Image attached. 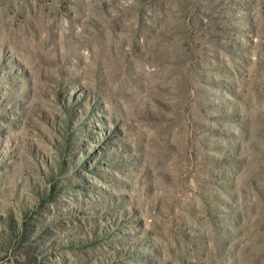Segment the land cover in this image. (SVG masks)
Segmentation results:
<instances>
[{"label":"rangeland","instance_id":"1","mask_svg":"<svg viewBox=\"0 0 264 264\" xmlns=\"http://www.w3.org/2000/svg\"><path fill=\"white\" fill-rule=\"evenodd\" d=\"M0 264H264V0H0Z\"/></svg>","mask_w":264,"mask_h":264}]
</instances>
